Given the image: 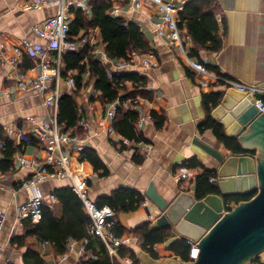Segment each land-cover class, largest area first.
Listing matches in <instances>:
<instances>
[{
	"label": "crops",
	"instance_id": "0c3cea01",
	"mask_svg": "<svg viewBox=\"0 0 264 264\" xmlns=\"http://www.w3.org/2000/svg\"><path fill=\"white\" fill-rule=\"evenodd\" d=\"M22 1L0 0V45L2 43L13 44L23 37L34 42H43L33 33L32 26L53 15L55 7L23 10L20 7ZM175 1L181 8L178 14L179 22L180 12L186 4L194 0ZM214 12H216L214 14L219 27L220 48L213 50L197 45L191 39L187 29L182 27L180 34L190 54L195 53L193 57L202 64L216 67L222 74H227L241 82L264 85V0H215ZM153 14L155 15L153 9L137 12L126 7H122L117 13L127 21L138 22L152 48L151 51L140 53L139 59L149 57L158 61L159 65L150 71L141 67L131 68L129 72L144 76L146 81L142 88L133 85L127 89L126 93L127 96L140 95L143 97L145 99L142 102L144 110L150 112L151 115L155 112L163 117L160 127L153 119L139 128L143 139L141 144H135L136 150L131 147L132 143L128 145L114 143V140L107 136L102 128L104 105L99 103L100 98L92 101L88 99L86 91L72 92L77 108L81 104L84 112H87V109L90 112L86 115L88 119L86 126L78 125L80 133L75 132V128L66 130L81 136L86 133L92 135L86 147L93 148L97 152L108 170L106 175H101L102 169L95 170L91 163L80 160L81 152H72L81 178L87 181L88 196L94 202L110 195L120 186L133 188L144 195L151 182L156 191L165 200L171 202L179 192L188 191L193 180L177 182L174 178L175 174L187 169L195 176L201 170L200 166L185 168L181 165L184 160L196 157L202 166L209 169H214L218 165L212 156L193 142L194 139L201 140L226 155L234 153L216 138L212 129L200 125L207 118L202 100L204 93L221 91L222 96L227 94L235 100L240 98L238 93L221 83L205 82L204 76L189 68L179 55L177 48L168 46L157 35L152 24V19L155 18ZM224 24L225 32H223ZM23 56L15 64L3 62L0 56V126L28 130L30 125L26 118L34 116L36 119H41L45 115V108L41 105L40 96L15 88V83L21 74H25L26 80H29L32 75L31 66L24 69L19 66V64H25L22 60ZM82 77L87 78L88 76L84 73ZM151 81L155 83V90L159 93L158 98L153 96L154 90L146 85ZM61 88L65 90V84H62ZM261 115L264 114L259 112L256 120ZM223 127L228 133L238 129L235 123H229L227 127ZM2 131L1 133L5 135V131ZM95 132L97 135H93ZM241 136L237 137L240 146L245 150L253 151L251 154L256 157L259 164V148L257 146L244 147ZM113 137L117 139L123 136L117 132ZM11 138L12 142L17 144L16 135L13 134ZM143 142H150L152 145L147 154H145ZM21 149L24 156L28 158L43 155L41 145L36 141L22 143ZM135 154L143 159L142 162L134 161ZM2 157L1 151L0 159ZM29 173L28 168L15 164H12L8 171L0 173V214L3 213L5 217L0 230V264H23V253L28 244L38 249L49 264H78L80 256L77 253L69 252L63 260L59 261L61 254L55 253L48 242L41 241L32 235L25 237L23 246L18 247L16 243H10L13 237L21 236L25 232L22 220L16 217V208L25 201V194L23 191L13 189L17 188L16 186L28 177ZM259 185L258 182L257 186ZM63 186H70L69 180L48 179L40 184L46 204L53 209L57 217H61L62 207L53 195V191ZM145 207H148L149 215ZM162 216L160 210L148 201L147 205L142 204L135 211L116 214V219L125 228L123 235L131 236L135 233L129 230L140 223L149 221L151 227H158L159 222H163ZM171 231L170 228V233ZM71 241L75 240L70 239L68 243ZM140 244L141 239L138 237V240L132 239L125 246L133 250L137 256V252L142 249ZM169 248L166 247L165 240L155 244L157 258L174 255ZM129 254L130 252L127 251L124 257H118V264H130ZM257 256L264 262V250ZM138 261L140 264L139 259Z\"/></svg>",
	"mask_w": 264,
	"mask_h": 264
},
{
	"label": "built area",
	"instance_id": "2783aa9c",
	"mask_svg": "<svg viewBox=\"0 0 264 264\" xmlns=\"http://www.w3.org/2000/svg\"><path fill=\"white\" fill-rule=\"evenodd\" d=\"M90 0H23L20 7L23 10H37L43 7H55V13L32 26L33 33L43 42H34L28 38H19L13 44H1L0 56L3 62L15 64L23 55H27L33 59V65L30 68L31 76L26 80L25 74H21L20 78L15 83V88L31 95H37L41 98V105L45 108V115L41 119H36L34 116H29L26 121L29 123V129H17L13 127L0 126V152L5 148L7 140H12V135L17 138L16 150L13 155V164L19 167H26L30 170L28 177L24 178L17 188L13 190L23 191L25 201L19 204L16 208V217L19 220L29 219L36 223L41 218L42 206L46 204L42 195L40 184L48 179H67L70 182L71 189L76 193L82 201V210L90 219L88 226V234L91 237L99 238L106 245L107 251L112 257L118 256V249L122 245L128 244L132 239L138 240L136 234L129 236H116L112 231L116 224V214L108 205L98 206L87 193V181L81 178L79 171L75 166V160L72 152H82L86 147L88 139L92 135L87 133L83 136L71 133L63 128L58 122L59 99L64 94H69L78 91L75 71L69 70L65 75V64L63 60L64 54L67 52H75L87 48L93 58L98 60L105 68L107 77L111 80L114 75L128 73L133 67H141L150 71L157 67L158 61L149 57L139 59L140 53H128V59L112 58L108 55L105 45L97 36V28L88 30L87 33L79 36L70 34V23L73 19V12L82 10L90 16ZM112 3V8L109 14L117 16V13L122 7H126L131 11H147L153 9L155 17L152 19V24L155 32L161 37L168 46L176 47L179 55L184 60V63L198 74L205 77L204 81L217 82L224 85L226 88H232L243 92L245 95L254 97L256 93L264 94V85L256 83H244L227 74L216 72L206 68L204 64L194 58L186 48L183 38L178 27V14L180 6L175 0H106ZM139 26L140 24L136 22ZM88 72L85 75L88 76ZM86 77V76H85ZM81 80V88L84 90L86 78ZM65 84L63 90L61 85ZM119 83V86H122ZM153 89V96L159 97V93L155 90V83L151 81L146 84ZM114 86V84H113ZM117 86V85H116ZM137 86V85H136ZM144 84H139L137 88H142ZM87 92L88 99L99 100L100 91L90 86ZM118 97L114 101L103 102V129L107 136L114 142L128 145L131 143L125 137L114 139L113 135L117 133L114 127V120L117 110L123 106L125 109L137 111L138 120L135 123V128L139 131L146 122L153 121L150 112H146L142 102L144 98L140 95L127 96V90L117 87ZM9 94V92H8ZM121 100V97H125ZM254 104L258 107L260 113L264 114V99L254 97ZM78 113L80 119L78 124L86 126L87 113L84 112L83 106L79 104ZM92 110V106L90 105ZM5 131V135L1 132ZM93 135H97L95 132ZM37 142L41 145L43 155L40 157H25L21 149L22 143ZM142 143V140L137 144ZM140 143V144H141ZM145 145V154H147L152 145L150 142H143ZM177 182L190 181L194 175L184 169L175 174ZM216 178H211V182H215ZM146 198L143 204L147 205ZM4 214H0V230L4 222ZM88 238H83L79 241H71L67 245V251L59 256V261L66 257L69 252H75L80 257L85 253V246L88 243ZM187 242L191 245L192 260L197 256L196 242L188 239Z\"/></svg>",
	"mask_w": 264,
	"mask_h": 264
},
{
	"label": "trees",
	"instance_id": "16d2710c",
	"mask_svg": "<svg viewBox=\"0 0 264 264\" xmlns=\"http://www.w3.org/2000/svg\"><path fill=\"white\" fill-rule=\"evenodd\" d=\"M89 7L90 16L79 9L73 12L74 16L70 23L71 35L79 36L87 33L88 30L97 28V36L104 43L108 55L112 58L128 59V53L130 52L144 53L152 50L148 40L136 22L127 21L121 15L112 16L109 14V10L112 8L111 2L106 0H90ZM214 10L215 0H194L186 4L183 11L180 12L178 27H185L191 39L197 45L218 50L221 40L218 34L219 27ZM223 32H225V24ZM193 54L191 55L193 56ZM22 60L25 64L23 65L22 63L19 66L23 69L33 65V59L27 55H24ZM63 60L65 64L63 75L66 76L69 70L75 71L76 85L79 90L81 88V80L83 79L82 75L88 72L86 82L91 83L94 88L100 91L99 98L103 102L114 101L118 97L117 87L127 90L130 86L135 85V87H138L139 84H143L146 81L144 76L134 72L114 75L110 80L106 75L105 68L98 60L93 58V55L87 48L75 52H67L64 54ZM206 67L220 72L216 67L213 68L207 65ZM119 83L123 85L119 86ZM135 91L137 92V90ZM221 96V91H212L202 95L207 118L200 126L212 129L216 138L232 152L236 154L253 153V151L243 149L236 136H227L223 125L211 117L210 112L220 102ZM126 97H121V100ZM58 105V122L64 129L75 128V132L80 133L81 131L78 129L80 116L74 94L62 95ZM152 117L160 127L163 117L155 112H152ZM137 120V111L125 109L123 106L117 110L114 120L115 130L130 140L132 143L131 147L135 150V144L143 139L141 133L135 128ZM15 150L16 145L8 139L5 148L2 150L3 157L0 159V173L8 171L12 167ZM80 160L88 161L95 170L102 169L101 175L108 173L107 168L93 148H84L81 152ZM142 160L141 157L135 154L134 161L140 163ZM181 165L185 168L201 167V170L194 176L196 180V196L198 198H202L208 193H219L218 187L210 181L211 178H216L217 176L214 169L202 166L196 157L184 160ZM255 193L256 190L244 194H233L226 196L225 200L229 206L232 202L248 201ZM53 195L61 204V217H57L53 209L44 204L40 220L36 223L31 222L29 219L22 220L25 228L24 234L13 237L10 243H16L18 247L23 246L25 245V237L32 235L41 241L48 242L55 253L63 254L67 250L68 240L79 241L83 238H88L89 241L85 246V253L80 257L78 264H118V257L109 255L104 242L88 234L90 219L84 214L82 201L71 189V186L56 188L53 191ZM144 200L145 197L141 192L130 187L120 186L112 191L110 195L100 198L95 203L98 206L108 205L114 210L115 214H118L120 212L135 211L143 204ZM112 231L116 236H122L125 228L117 221ZM129 231L135 233L141 239V248L154 258L158 257L154 249L155 244L162 243L170 235L169 227H151L149 221L140 223ZM169 249L182 261H192V248L187 239L174 242L170 245ZM127 251L130 252V264H139L134 251L125 245L119 247L118 256L124 257ZM23 264L49 263L43 258L38 249L28 244L23 253ZM250 264H264V262L260 260L259 256H256Z\"/></svg>",
	"mask_w": 264,
	"mask_h": 264
},
{
	"label": "water",
	"instance_id": "95a60500",
	"mask_svg": "<svg viewBox=\"0 0 264 264\" xmlns=\"http://www.w3.org/2000/svg\"><path fill=\"white\" fill-rule=\"evenodd\" d=\"M235 91L239 99L224 94L210 115L226 127L235 123L238 129L229 133L224 130L227 136H241L249 127L240 139L244 147L259 148V164L250 153L226 155L194 139L193 142L218 163L213 183L219 193L198 198L193 178L189 190L179 192L171 202L156 191L152 182L144 195L163 214V222H159L158 227L172 229L165 238L166 247L178 240L190 239L197 243V256L184 262L176 254L154 258L140 249L137 252L140 264H250L264 250V115L256 120L259 110L254 104V97L264 99V94L256 93L253 97ZM253 190L256 193L250 200L227 205L226 196ZM145 210L149 215L148 207Z\"/></svg>",
	"mask_w": 264,
	"mask_h": 264
},
{
	"label": "rangeland",
	"instance_id": "374dc122",
	"mask_svg": "<svg viewBox=\"0 0 264 264\" xmlns=\"http://www.w3.org/2000/svg\"><path fill=\"white\" fill-rule=\"evenodd\" d=\"M86 80H87V78H86ZM92 84L91 83H88V82H86L85 81V83H84V90H86V92H89V90H90V86H91ZM99 103L103 106V103H102V101H101V99L99 100ZM104 107V106H103ZM195 259V258H194Z\"/></svg>",
	"mask_w": 264,
	"mask_h": 264
}]
</instances>
